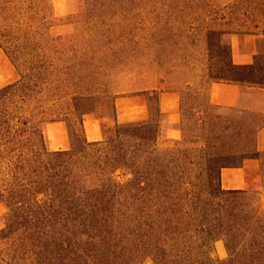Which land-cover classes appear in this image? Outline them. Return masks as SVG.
I'll use <instances>...</instances> for the list:
<instances>
[{"label": "rangeland", "instance_id": "374dc122", "mask_svg": "<svg viewBox=\"0 0 264 264\" xmlns=\"http://www.w3.org/2000/svg\"><path fill=\"white\" fill-rule=\"evenodd\" d=\"M13 1L15 26L30 34L40 29L47 39L29 46V53L47 60V82L29 99V116L43 129L50 120L60 122L68 150L84 167L82 189L98 183L92 168L98 155L83 151L80 121L99 123L98 142L117 137V120L157 123V144L141 146L143 176L164 174L173 186L170 199L158 197L150 208L144 185L143 202L148 213L165 210L158 223L176 228L177 244L166 240L176 244L166 264H264V95L249 96L245 104L253 109L218 108L207 95L229 64L237 35H247L245 50L255 47L246 32L264 29V0ZM33 7L47 29L31 19ZM254 64L261 67L264 60L256 56ZM19 78L0 49V88ZM163 93L177 97L174 124L159 112ZM168 127L176 136L166 135ZM98 142H87L93 152ZM244 162L257 164L247 173V188L223 190L220 170ZM115 175L126 178L120 170ZM160 182L158 192L165 189ZM39 212L21 204L8 209L0 201V264H153L130 250L122 221L66 226L44 222Z\"/></svg>", "mask_w": 264, "mask_h": 264}, {"label": "trees", "instance_id": "16d2710c", "mask_svg": "<svg viewBox=\"0 0 264 264\" xmlns=\"http://www.w3.org/2000/svg\"><path fill=\"white\" fill-rule=\"evenodd\" d=\"M13 2L0 0V12L5 7L9 11L0 13V49L20 77L0 88V170L5 176L4 184L0 186V201L8 209L18 204L39 209L42 213L36 216L46 223L69 226L122 221L127 225L131 251L135 249L153 264H166L170 253L175 252L177 243L173 234L176 228L158 223L165 210L151 211L152 217L148 221L150 213L145 211L146 203L143 202L146 199L144 185L149 187L150 208L153 207L152 200L158 197L170 199L168 190L173 186L167 175L144 177L142 172L141 146L144 142L152 147L157 144L159 125L143 121L118 124L115 121L117 137L98 142L101 147L94 152L83 136V151L89 156L98 155L92 166L97 170L93 174L98 183L91 189H82L79 172L80 166L84 167L77 161L78 156L71 150L49 151L41 123L29 116V99L41 94L47 82V60L38 53H29V46L33 41L47 42V39L40 29L32 30L30 34L15 26L9 10ZM32 10L31 19L38 20L42 29H47L46 18L38 16L35 7ZM255 32L258 33H246L264 37V29ZM256 56L264 60V52ZM256 56L252 64L246 65L234 64L230 57L222 77L215 83L264 90V64L256 66ZM80 127L84 133L82 121ZM149 163H154L151 157ZM118 170L126 176L124 181L116 179ZM158 180L165 188L160 192L155 188ZM175 183L183 184L178 180ZM220 191L224 192L221 188ZM170 238L175 245H167Z\"/></svg>", "mask_w": 264, "mask_h": 264}, {"label": "crops", "instance_id": "0c3cea01", "mask_svg": "<svg viewBox=\"0 0 264 264\" xmlns=\"http://www.w3.org/2000/svg\"><path fill=\"white\" fill-rule=\"evenodd\" d=\"M243 36L247 35H237L238 40L235 46L230 44L231 59L232 62L237 65L251 64L257 54L264 52V37L253 35L255 38V47L251 50H245L242 46ZM253 94L264 95V90L215 82L210 83L207 88L209 102L218 108L253 109L249 104H245L249 96ZM159 100L160 113L167 118V124L176 123L177 97L173 93H163ZM171 116H173L175 120L172 121ZM51 124L53 125L51 126ZM51 124H48L49 126L47 125L43 129L46 137L47 149L49 151L68 150L69 139L60 125V122ZM83 128L84 137L87 142H98L102 139L99 123L91 122L89 126H87L86 121H83ZM54 129H58V132H55ZM166 135L176 136V130L168 127ZM256 169L257 164L252 162H244L243 165L236 168H222L219 173L220 187L226 191L244 190L248 186L247 173L253 172Z\"/></svg>", "mask_w": 264, "mask_h": 264}]
</instances>
